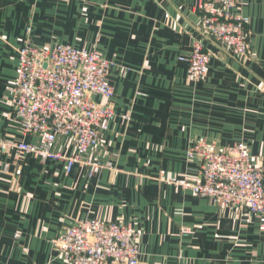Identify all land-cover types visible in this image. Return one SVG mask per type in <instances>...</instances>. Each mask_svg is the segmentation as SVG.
I'll return each instance as SVG.
<instances>
[{"label": "crops", "instance_id": "1", "mask_svg": "<svg viewBox=\"0 0 264 264\" xmlns=\"http://www.w3.org/2000/svg\"><path fill=\"white\" fill-rule=\"evenodd\" d=\"M200 1L0 0L2 137L21 138L3 99L27 44L69 45L113 62L116 114L88 158L111 168L92 178L84 164L66 174L63 163L3 157L11 166H0V264H68L53 241L92 219L140 229L139 264H264L256 217L159 180H199V164L187 152L201 141L220 149L242 142L264 162V0H245L242 10L249 56L205 40L210 72L192 82L181 58L200 37Z\"/></svg>", "mask_w": 264, "mask_h": 264}, {"label": "built area", "instance_id": "2", "mask_svg": "<svg viewBox=\"0 0 264 264\" xmlns=\"http://www.w3.org/2000/svg\"><path fill=\"white\" fill-rule=\"evenodd\" d=\"M245 0H201L200 37L187 58L192 82L210 72L211 53L205 40H214L234 57L250 54L249 19ZM113 62L96 51L57 44L53 48L30 44L19 50L15 78L4 95L14 113L20 140L0 134V166L28 156L42 163H63L66 174L87 165L90 177L110 163L88 159L99 148L116 114L114 88L109 82ZM129 123V116L124 117ZM34 142L28 143L27 138ZM187 158L199 164V180L160 176L177 190L207 198L221 209L248 212L264 232V162L258 164L245 143L220 149L203 141L193 144ZM143 232L122 222L79 220L53 241L58 257L68 264H139Z\"/></svg>", "mask_w": 264, "mask_h": 264}, {"label": "rangeland", "instance_id": "3", "mask_svg": "<svg viewBox=\"0 0 264 264\" xmlns=\"http://www.w3.org/2000/svg\"><path fill=\"white\" fill-rule=\"evenodd\" d=\"M84 166V165H83Z\"/></svg>", "mask_w": 264, "mask_h": 264}]
</instances>
